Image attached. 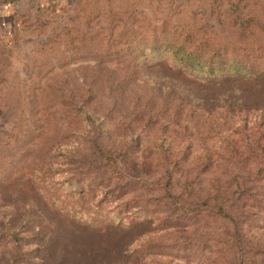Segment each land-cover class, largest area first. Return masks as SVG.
I'll use <instances>...</instances> for the list:
<instances>
[{
	"label": "rangeland",
	"instance_id": "1",
	"mask_svg": "<svg viewBox=\"0 0 264 264\" xmlns=\"http://www.w3.org/2000/svg\"><path fill=\"white\" fill-rule=\"evenodd\" d=\"M239 1L77 0L0 40V264H264V89L161 98L217 85L134 57L230 39Z\"/></svg>",
	"mask_w": 264,
	"mask_h": 264
},
{
	"label": "trees",
	"instance_id": "2",
	"mask_svg": "<svg viewBox=\"0 0 264 264\" xmlns=\"http://www.w3.org/2000/svg\"><path fill=\"white\" fill-rule=\"evenodd\" d=\"M243 1L245 4L242 6V11L233 21L236 27L235 34L232 33L230 39H225L217 31H214L211 38L200 36L194 39V34H185L178 36L180 40H175L169 36L163 48L154 46L134 56L135 58L142 55L146 58L155 56L166 58L195 82L206 86L217 85L214 91L204 94L179 80L156 77L155 80H168L152 83V92L162 93L161 98L168 95L171 98L181 97L182 100L189 101L192 98L201 101L224 98L229 105L232 101H238L241 106H245L243 100L250 94H262L264 89V0H240L237 4ZM147 21L149 24L152 23L148 16ZM150 27L151 24L146 27L150 35L149 42L154 43V34L151 35ZM149 98L158 97L152 95ZM149 111L152 112L153 109L149 108ZM95 152L106 159L107 163L101 162L102 164L118 167L122 171H126V166L129 165L122 153L121 161L116 160L115 164L111 163L112 159L106 150L97 147ZM187 187L186 182L184 189ZM227 206L228 204L218 203L214 204L213 208L223 209Z\"/></svg>",
	"mask_w": 264,
	"mask_h": 264
},
{
	"label": "crops",
	"instance_id": "3",
	"mask_svg": "<svg viewBox=\"0 0 264 264\" xmlns=\"http://www.w3.org/2000/svg\"><path fill=\"white\" fill-rule=\"evenodd\" d=\"M77 0H0V40L10 39L25 23L34 21L38 13L71 6Z\"/></svg>",
	"mask_w": 264,
	"mask_h": 264
}]
</instances>
